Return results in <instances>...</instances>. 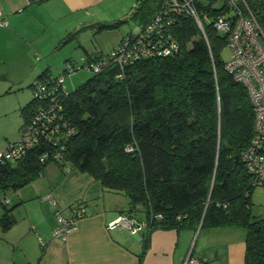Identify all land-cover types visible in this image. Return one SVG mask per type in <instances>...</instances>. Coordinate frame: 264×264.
I'll list each match as a JSON object with an SVG mask.
<instances>
[{
    "label": "trees",
    "instance_id": "1",
    "mask_svg": "<svg viewBox=\"0 0 264 264\" xmlns=\"http://www.w3.org/2000/svg\"><path fill=\"white\" fill-rule=\"evenodd\" d=\"M161 3L135 4L131 15L148 12L144 23L117 45L140 34ZM248 3L264 26V0ZM164 17L170 22L162 32L177 40L178 51L141 56L121 67L110 62L60 94L74 131L62 137L61 147H48H60L59 156L48 152L40 159L44 149L37 145L15 161L0 162V189L7 195L6 188L34 180L49 162H69L102 186L126 194L127 211L143 213L148 230L242 227L244 264H264V217L250 211L254 185L242 158L254 124L248 90L225 68L223 33L204 25L206 41L194 18L179 7ZM60 74L44 70L35 80L52 82ZM32 95L20 129L40 103L33 90ZM11 205L10 197L1 210L4 228L14 222Z\"/></svg>",
    "mask_w": 264,
    "mask_h": 264
},
{
    "label": "crops",
    "instance_id": "2",
    "mask_svg": "<svg viewBox=\"0 0 264 264\" xmlns=\"http://www.w3.org/2000/svg\"><path fill=\"white\" fill-rule=\"evenodd\" d=\"M135 4V0H0V10L6 24L12 22L24 30L21 21L28 16L43 25L68 19L85 26L90 20L118 18ZM16 13L22 14L15 18ZM6 24H0V30L7 28ZM23 40L25 56L30 59L32 38ZM26 67L34 69L26 83L32 91L37 76L55 65L46 60L41 65L30 59ZM42 175L45 183L35 186L34 193H24L21 188L15 192V202L11 198L14 222L0 228V264H183L189 253L198 264H244L246 242L242 227L148 230L141 224L132 232L127 226L113 224L120 216L145 222L143 213L133 215L127 211L129 199L122 191L102 186L92 175L71 164L49 162ZM76 201L83 202L85 215L66 239L54 237L55 211L69 216Z\"/></svg>",
    "mask_w": 264,
    "mask_h": 264
},
{
    "label": "built area",
    "instance_id": "3",
    "mask_svg": "<svg viewBox=\"0 0 264 264\" xmlns=\"http://www.w3.org/2000/svg\"><path fill=\"white\" fill-rule=\"evenodd\" d=\"M197 1H201L200 5L195 0H162L159 12L152 17L140 34L126 36L107 53L83 56L81 63H66L62 74L52 82L35 80L33 93L40 103L20 129L18 139L0 148V162L15 161L37 145L44 149L40 153V159L47 156L48 152L53 157L59 156L62 137L74 131L65 118L60 101V94L67 93L65 77L79 68L96 73L110 62L121 67L141 56L177 52L179 49L177 40L170 33L164 34L162 31L164 23L170 22L164 21V16L170 9L179 7L194 18L206 41L204 25H211L226 37L230 55L225 60V68L232 73L234 79L247 88L254 112L253 134L242 152V158L252 176L254 187L256 185L264 187V26L261 25L248 0ZM6 22L0 10V23ZM59 144L60 147L56 150L48 149ZM131 149L132 146H127V150ZM8 203L10 197L0 189V211ZM84 215L85 207L81 201L73 204L69 216H64L56 210L57 223L52 228V235L62 240L66 239L76 228L78 219ZM114 223L127 226L132 232H136L141 224L146 225V221L141 222L128 216H120L113 221ZM183 264H198V261L189 253Z\"/></svg>",
    "mask_w": 264,
    "mask_h": 264
},
{
    "label": "rangeland",
    "instance_id": "4",
    "mask_svg": "<svg viewBox=\"0 0 264 264\" xmlns=\"http://www.w3.org/2000/svg\"><path fill=\"white\" fill-rule=\"evenodd\" d=\"M145 1L152 5L157 0H135V3L139 7ZM133 10H136L134 6H128L127 12H121L118 18L90 20L85 26L68 22V19H59L52 25H43L32 16L22 19L21 26L26 27L24 30H19L12 22L5 23L8 27L0 30V148L18 138L25 115L24 106L33 96L26 84L31 76L29 74L34 70L26 67L30 59L41 65L45 60L55 65L47 69L52 76L61 73L63 65L68 62L81 63L83 56L107 52L117 45L123 35L140 31L148 12L143 15L140 11L132 16ZM21 14L16 13L14 16L19 18ZM7 16L9 19L10 16ZM24 37L32 38L34 45L30 59L24 53L27 48ZM229 55L230 49L225 45L221 50V57L227 60ZM91 75L89 69L79 68L65 77L64 84L68 90H72ZM44 180L45 177L40 175L24 185L10 186L5 192L15 202L17 190L24 188V193H34L35 186L42 187ZM17 206L18 204L14 208ZM250 211L255 216L264 217V187L260 185H256L252 190ZM1 222L0 220V228Z\"/></svg>",
    "mask_w": 264,
    "mask_h": 264
},
{
    "label": "water",
    "instance_id": "5",
    "mask_svg": "<svg viewBox=\"0 0 264 264\" xmlns=\"http://www.w3.org/2000/svg\"><path fill=\"white\" fill-rule=\"evenodd\" d=\"M261 20H262V22H264V13H262V15H261ZM200 227V226H199ZM198 227V228H199Z\"/></svg>",
    "mask_w": 264,
    "mask_h": 264
}]
</instances>
